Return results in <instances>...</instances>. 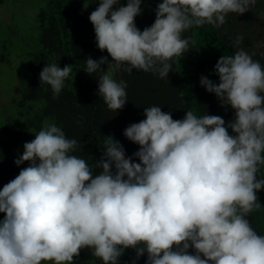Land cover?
Returning <instances> with one entry per match:
<instances>
[{
  "label": "clouds",
  "instance_id": "clouds-1",
  "mask_svg": "<svg viewBox=\"0 0 264 264\" xmlns=\"http://www.w3.org/2000/svg\"><path fill=\"white\" fill-rule=\"evenodd\" d=\"M256 3L161 0L141 31L135 18L142 0H97L88 19L108 56L85 57L83 71L98 74L97 95L117 113L127 102L120 73L167 78L172 58L193 43L183 33L220 29L230 13L242 15ZM242 42L237 35L233 54L217 60L218 82L199 77L232 110L227 122L191 109L173 119L161 106L145 107L144 119L123 130L138 150L127 155L108 136L98 160L76 155L78 140L54 122L34 133L14 160L28 166L0 188V264H76L84 249L101 264H120L129 249L134 256L126 264L145 254L144 264H264V232L248 219L261 208L257 193L264 189L256 176L264 167V66ZM72 70L48 63L40 84L56 96Z\"/></svg>",
  "mask_w": 264,
  "mask_h": 264
},
{
  "label": "trees",
  "instance_id": "trees-1",
  "mask_svg": "<svg viewBox=\"0 0 264 264\" xmlns=\"http://www.w3.org/2000/svg\"><path fill=\"white\" fill-rule=\"evenodd\" d=\"M4 1L0 0V4ZM159 2L142 0L143 11L135 18L141 31L154 22ZM96 3L97 0H36L34 19L29 25L22 14L0 10V85L6 84L0 105V188L28 166L25 162L17 167L14 160L18 153L22 154L23 144L34 139V133L46 122L56 123L68 138L77 139L80 148L75 154L86 159L100 158V148L108 136L119 140L126 154L131 155L139 146L128 141L123 130L144 119L145 107L161 106L162 111H171L173 119L183 118L189 109L198 116L207 112L220 115L226 122L231 119L232 110L222 108L215 95L199 85V77L204 75L218 82L214 65L221 55L233 54L232 41L237 35L243 36L241 46L255 53L253 60L264 66V46H258L264 44V0H257L255 7L242 15L230 13L220 29L203 25L183 33L193 43L181 57L172 58L167 78L135 69L131 74L120 73L116 78L127 84V102L122 110L113 112L97 95L98 74L83 71L85 57L108 56L106 50L97 48L88 19ZM48 63H57L61 68L70 65L73 69L56 96L50 86L39 81V73ZM8 72L11 76L4 78ZM256 176L264 179V167ZM257 196L262 206L248 219L256 230L264 232V189ZM4 215L0 213V220ZM132 256L134 252L126 250L120 264H126ZM74 259L76 264H101L87 249ZM145 259L146 254L138 264H144Z\"/></svg>",
  "mask_w": 264,
  "mask_h": 264
},
{
  "label": "rangeland",
  "instance_id": "rangeland-1",
  "mask_svg": "<svg viewBox=\"0 0 264 264\" xmlns=\"http://www.w3.org/2000/svg\"><path fill=\"white\" fill-rule=\"evenodd\" d=\"M81 1L87 2L88 0H81ZM35 3L36 0H5L3 4H0V8L8 11L10 14L13 15L22 14L25 17L24 23L29 25L28 24L29 21L31 22L35 15V11H36ZM0 13L2 12L0 11ZM10 74L11 72H8L3 77L7 78L11 76ZM2 91L3 88L0 89V104L3 103V100L1 99Z\"/></svg>",
  "mask_w": 264,
  "mask_h": 264
},
{
  "label": "flooded vegetation",
  "instance_id": "flooded-vegetation-1",
  "mask_svg": "<svg viewBox=\"0 0 264 264\" xmlns=\"http://www.w3.org/2000/svg\"><path fill=\"white\" fill-rule=\"evenodd\" d=\"M0 10H3V9L0 8ZM33 19H34V17H33ZM31 22H33V20H32ZM15 78H17V77H15ZM4 87H5V83H4L3 85H0V89H1V88H4ZM1 97H2V96H1ZM1 99H2V98H1ZM0 105H1V104H0Z\"/></svg>",
  "mask_w": 264,
  "mask_h": 264
}]
</instances>
